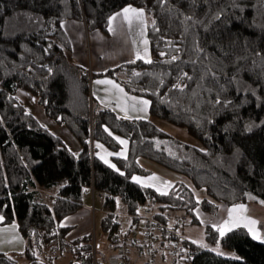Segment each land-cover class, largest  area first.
<instances>
[{"label": "trees", "instance_id": "obj_1", "mask_svg": "<svg viewBox=\"0 0 264 264\" xmlns=\"http://www.w3.org/2000/svg\"><path fill=\"white\" fill-rule=\"evenodd\" d=\"M128 4L150 16L151 58L104 74L148 98L153 116L186 128L201 143L182 142L185 154L155 143L157 137L181 142L152 119L124 118L98 106L94 73L72 60L63 22L84 20L90 30L108 31V17ZM217 11L223 12L218 20L212 18ZM0 82V224L16 222L26 239L22 252H0V264H129L138 239L148 256L159 247L168 253L179 241L186 248L181 264H264V240L242 225L221 237L208 224L203 243L178 234L200 223L199 205L215 213L220 203L264 200V0H0ZM177 83L186 87L173 88ZM19 88L72 130L78 152L28 108ZM116 136L128 140L127 154L116 155L122 148ZM97 143L115 151L113 163L97 155ZM140 156L185 175L208 196L198 200L182 179L168 191L132 180L151 172ZM92 184L106 194L101 234L110 248L123 249L121 262L97 255L96 218L94 230L73 239L62 222L83 206V189ZM143 206L157 219L151 250L134 234ZM124 215L130 225L119 219Z\"/></svg>", "mask_w": 264, "mask_h": 264}, {"label": "crops", "instance_id": "obj_2", "mask_svg": "<svg viewBox=\"0 0 264 264\" xmlns=\"http://www.w3.org/2000/svg\"><path fill=\"white\" fill-rule=\"evenodd\" d=\"M150 20V16L147 15V12L145 11L143 21L134 18L131 24H129L127 20L123 19L122 16H117L113 21L110 22L113 31H109V26L108 31H103L101 29L90 30L88 29L87 24L84 20L77 19H67L63 22V26L71 40L72 60L78 64L84 65L94 73V76L92 77L91 81V94L94 99V102L100 107L111 108L121 117H146L152 119L157 124L158 120L164 121L165 119L153 116L151 113L150 105L148 106L147 112L138 111L137 109L140 108L141 105L137 101H133L131 99L132 97L143 96L129 92L125 88V86L116 78L104 74L107 69L115 67L125 61L133 60L136 58H151V50L148 37V24ZM137 53H139V55H137ZM108 80L114 81L116 85H120L126 95L121 94L114 84L100 82ZM34 99L36 101L35 97ZM133 104H136V108L132 107ZM120 105L126 106L128 110L125 111L124 107ZM43 123L48 126V124H46L45 122ZM120 138L122 140H126L127 144H122V148L119 152L127 154L128 140L125 137ZM155 143L158 146L163 147L164 149L172 152L173 154H175L176 150H179L181 152L180 155L185 154V149L182 147V142L177 144L171 138L157 137L155 138ZM99 144L100 143H97V148ZM194 146H201V144H195ZM111 151L112 152L108 151L109 155L107 153H104L107 156L105 157L104 154H101L97 149V153L100 157H102L106 161H110L111 163H113V155L115 154V151ZM139 161L143 166H145L149 170L162 173L168 181H171L172 184L175 181L181 179L186 181L190 186L193 187V190L198 200H202L204 197L208 196L204 188H196L193 183H191L192 181L190 179L189 181H187V179L182 174H179L171 170L170 168H167L166 166L145 156H140ZM239 204H243L246 206L242 212L243 215L251 216L252 218L258 221V223L255 225V228L257 229L256 234L264 237V220L262 217V209L264 205H262V203L252 201L238 203L237 205ZM253 204H257L256 206H259L260 209L258 207L254 208ZM92 205L93 199L91 196H88L85 199V204L77 212L68 215L63 219V224L71 226V230L68 234L69 238L73 239L85 233H89L93 230L95 226L94 217L96 218V215L98 213H102L99 210V208H101V205L96 203L97 211L96 213H94L95 216H93V211L91 208ZM233 205L220 203L215 213H211L207 210H204L200 205L197 206L195 208V212L200 220V223L197 225H199V228H203V232L200 231L198 236V233L194 232L195 229H192L195 227L193 225H187L185 228V232L181 233L182 236L187 237L195 242H205V226L208 224L212 225L213 223H219L222 220L227 219L228 212L232 209ZM149 210L150 206H145L146 214L142 213V215L148 216L150 214ZM236 211L237 213L241 212L240 209H237ZM124 216L125 217L122 216V223L130 225L131 223L126 220L128 216ZM146 221L147 219L145 218L144 225L139 227V229L141 230L139 235L136 232H134V234L136 233L139 237L143 236L142 230L145 227ZM189 232H191L193 235ZM136 242L137 244L135 246L130 247V250L132 251L130 258L131 261H134L137 264H145L148 259H151L154 264H170L171 261L174 259L173 257H170V254L167 253L166 250H162L160 247L157 248L158 251L154 252L152 256H148L144 251H142L144 240L138 239ZM25 247L26 239L21 233L19 226L16 222L0 224V252H22L23 250H25ZM181 259H183L182 256L178 258L180 262Z\"/></svg>", "mask_w": 264, "mask_h": 264}, {"label": "rangeland", "instance_id": "obj_3", "mask_svg": "<svg viewBox=\"0 0 264 264\" xmlns=\"http://www.w3.org/2000/svg\"><path fill=\"white\" fill-rule=\"evenodd\" d=\"M147 15H149L147 13ZM0 86H1V82H0ZM18 94L19 96L24 100V102L26 103V105L28 106V108L30 110H32L37 116L38 118L42 121L45 122L46 124H48L49 128L56 134H59L60 136H62V138L65 140V142L67 143V145L74 151V152H78L80 150V142L78 140V138L76 137V135L72 132V130L69 129V127L65 124L59 123L56 120H54L53 118L49 117L46 112L44 107L35 101L34 97L31 95L30 92L19 88L18 89ZM165 121V120H164ZM162 121V120H158L157 125H159V127L163 128L164 130H167L172 137H174L176 140H179L180 142L183 143H188L191 145H195V144H201L195 137H193L184 127H178L176 125H174L173 123L169 122V121ZM101 145V146H100ZM99 152L101 154L107 153L108 151L112 152L111 149L109 147H107L105 144L100 143L98 145ZM109 155V154H108ZM111 155V154H110ZM105 157L106 154H104ZM153 174H155L157 179H152ZM136 176L141 177L142 179H140L142 183L147 184V185H151L153 186V184H155L156 188H159L160 191H168L171 189L172 183L170 185H166L164 183V181H168L167 178L160 172H156V171H152L149 172L148 174H137ZM187 181H189V178L186 177L185 175H183ZM192 183V182H191ZM257 204H253V207H258L260 209L259 206H256ZM141 214L145 213V206H143L141 208ZM93 216L94 213H93ZM262 217L264 220V206L262 209ZM95 219V217H94ZM121 220H123V218H119ZM101 214H97L96 215V229H95V234L97 235V239L100 242L101 246L98 248V256L106 261H122V259L124 260L123 257V249L122 248H110V246L108 245V240L102 236L101 234ZM145 222V216L143 215L141 217V224L140 226L144 225ZM264 222V221H263ZM195 228L194 232L199 233L200 231L203 232V228H199L197 224L193 225ZM93 228V226H92ZM202 229V230H201ZM94 230V228H93ZM140 229L136 230V233L139 235L140 233ZM190 234H192L191 232H189ZM193 235V234H192ZM201 237V236H200ZM179 242V241H177ZM23 262V264H27V260L22 259L21 260ZM168 262V261H167Z\"/></svg>", "mask_w": 264, "mask_h": 264}, {"label": "snow or ice", "instance_id": "obj_4", "mask_svg": "<svg viewBox=\"0 0 264 264\" xmlns=\"http://www.w3.org/2000/svg\"><path fill=\"white\" fill-rule=\"evenodd\" d=\"M144 8H135L133 7L131 4H128L126 5L124 8H122L119 12H114L112 13L109 17H108V20L109 22L113 21L117 16H122L123 19L127 20L129 22V24H131L132 20L135 18V19H138V20H141L143 21L144 19ZM223 15V12L222 11H217L216 13L213 14V19H220V17ZM29 19H31V16H29ZM194 17L192 16H185V20H193ZM205 27H207V25H205ZM109 31H113V28L111 26V23H109ZM8 33L6 32L5 35H7ZM14 34V33H13ZM197 48L200 52H203L204 49L202 48H199V44L197 42ZM137 55H139V53H137ZM177 57H172V59H176ZM49 71H51V69H49ZM207 71H211L210 69H208ZM182 76L184 77H188V73L186 72H182L181 73ZM211 75L215 76L216 73L215 72H211ZM190 78V77H189ZM203 78V76H202ZM101 83H110V84H114L115 87L119 90V92L123 95H126V93H124V90L123 88L120 86V85H116L114 81H111V80H108V81H100ZM173 88H180V89H184L186 87V85L184 84H181V83H177V84H173L172 86ZM144 91H149V89H144ZM245 91H247V89H245ZM252 91H255L254 89ZM133 101H137L141 107L138 108L137 110L138 111H144V112H147L148 110V106L151 104V101L144 98V97H132L131 98ZM216 103H220V97H219V94H217V99L215 101ZM231 103L230 101L228 100H225L224 101V104H229ZM120 106H123L124 107V110L127 111V107L124 106V105H120ZM133 108H136V104H133L132 105ZM146 118V117H145ZM0 119H3L2 117H0ZM253 123L254 122H250L248 124L245 125V129L246 131L248 132H251L253 130ZM260 124L261 125H264V121H260ZM107 127V126H105ZM110 131V130H109ZM116 139L117 140H120V142L122 144H127V141L126 140H122L119 136H116ZM201 151H207V149H201ZM236 152H239L240 150L237 148L235 150ZM99 155V154H97ZM116 155H124L123 152H118L116 153ZM107 163H111L110 161H106ZM113 168L116 169V171H120L119 168L116 167L115 164H112L111 165ZM132 180H140L142 179L141 177H138V176H135L133 175L131 177ZM152 179H157L155 174H153V177ZM164 183L166 185H170L171 184V181H164ZM156 185L153 184V187H155ZM160 189L158 188L157 191H159ZM260 203L264 204V200H261ZM245 205L243 204H234L232 206V209L229 210L228 212V218L227 219H224L222 220L221 222L219 223H213L211 226L215 229L218 230V233L221 237H223L227 232L231 231L232 229L234 228H238L240 227V225H244V227H246L248 229V231L250 233H252L254 236H256V239H264V237L262 236H259L257 235V229L255 228V225L258 223V221L254 218H252L251 216H247V215H243L242 212L243 210L245 209ZM237 209H240L241 212L240 213H237ZM0 219H3L2 216H0ZM196 243H201V241H196ZM203 246L207 247L208 245L204 244ZM214 251L216 249H213ZM222 255L224 253H221ZM234 255V253L232 254Z\"/></svg>", "mask_w": 264, "mask_h": 264}, {"label": "built area", "instance_id": "obj_5", "mask_svg": "<svg viewBox=\"0 0 264 264\" xmlns=\"http://www.w3.org/2000/svg\"><path fill=\"white\" fill-rule=\"evenodd\" d=\"M88 196H91L93 199V205L91 206L93 213H96V211H97L96 203L101 205V208H99V210L101 212L105 211L103 208V203H104L105 197H106L105 192H102V191L96 189V187L92 184V185L85 187L83 189V198H84L83 205L85 204V199ZM156 222H157V219L154 216L148 215L147 221L145 223V227L142 230L143 237L146 239V241L149 242V250H151V248L154 247V241L156 240V237L154 234ZM178 234L182 236L181 233H178ZM183 251H186V248L183 245H181L180 242L175 241L173 243V245L170 248H168V253L170 254V256H172L174 258L170 264H181V262L178 260V258L181 256V253ZM185 258L189 259L190 254H187ZM129 264H137V263L134 261H130ZM145 264H154V263L151 259H148L145 262Z\"/></svg>", "mask_w": 264, "mask_h": 264}]
</instances>
